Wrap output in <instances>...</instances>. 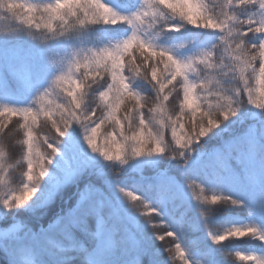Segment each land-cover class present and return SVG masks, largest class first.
Masks as SVG:
<instances>
[{"label":"snow or ice","instance_id":"1","mask_svg":"<svg viewBox=\"0 0 264 264\" xmlns=\"http://www.w3.org/2000/svg\"><path fill=\"white\" fill-rule=\"evenodd\" d=\"M0 264H264V0H0Z\"/></svg>","mask_w":264,"mask_h":264}]
</instances>
